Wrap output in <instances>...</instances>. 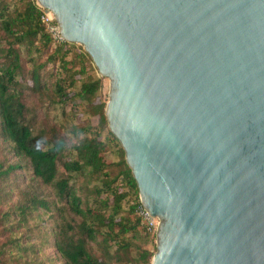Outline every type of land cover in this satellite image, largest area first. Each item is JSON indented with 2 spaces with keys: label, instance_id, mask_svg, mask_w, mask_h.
Segmentation results:
<instances>
[{
  "label": "water",
  "instance_id": "water-1",
  "mask_svg": "<svg viewBox=\"0 0 264 264\" xmlns=\"http://www.w3.org/2000/svg\"><path fill=\"white\" fill-rule=\"evenodd\" d=\"M36 2L109 81L151 264H264V0Z\"/></svg>",
  "mask_w": 264,
  "mask_h": 264
},
{
  "label": "trees",
  "instance_id": "trees-1",
  "mask_svg": "<svg viewBox=\"0 0 264 264\" xmlns=\"http://www.w3.org/2000/svg\"><path fill=\"white\" fill-rule=\"evenodd\" d=\"M41 14L0 0V264H151L102 77Z\"/></svg>",
  "mask_w": 264,
  "mask_h": 264
},
{
  "label": "built area",
  "instance_id": "built-area-1",
  "mask_svg": "<svg viewBox=\"0 0 264 264\" xmlns=\"http://www.w3.org/2000/svg\"><path fill=\"white\" fill-rule=\"evenodd\" d=\"M38 6L42 10V14H41V18L40 19L46 25V27L48 28V30L51 33L52 37L55 40H57V41L58 40H62L59 26L56 23L52 12H50L49 10L44 9L39 4H38ZM140 215H141V218H142V222L145 225L146 232L155 235L157 227H158V224H159L158 218L155 217V216L150 215V213L148 211H146L143 207H141Z\"/></svg>",
  "mask_w": 264,
  "mask_h": 264
},
{
  "label": "rangeland",
  "instance_id": "rangeland-1",
  "mask_svg": "<svg viewBox=\"0 0 264 264\" xmlns=\"http://www.w3.org/2000/svg\"><path fill=\"white\" fill-rule=\"evenodd\" d=\"M82 47V46H81ZM102 82H103V90H102V94H103V99L107 101L108 98V91H109V81L107 78L102 77ZM156 246V239H154V244L153 246H151V250L154 251V248ZM47 252L52 253L53 249L50 247ZM155 252V251H154Z\"/></svg>",
  "mask_w": 264,
  "mask_h": 264
}]
</instances>
